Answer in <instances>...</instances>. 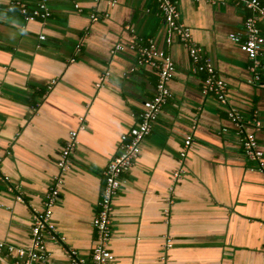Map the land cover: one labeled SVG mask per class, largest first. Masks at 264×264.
Masks as SVG:
<instances>
[{
    "label": "crops",
    "instance_id": "crops-1",
    "mask_svg": "<svg viewBox=\"0 0 264 264\" xmlns=\"http://www.w3.org/2000/svg\"><path fill=\"white\" fill-rule=\"evenodd\" d=\"M10 1L0 0V243H28L69 133L78 131L52 209L58 239L46 236V252L50 264H72L68 251L90 262L104 171L155 94L156 74L137 64L133 46L152 42L175 64L172 97L113 199V264H159L168 235L166 264H264V171L244 155L227 115L233 108L245 131L256 133L264 164V86L250 82L248 57L229 37L245 36L250 12L236 0L178 1L182 23L227 83L222 105L202 93L204 75L181 43H166L156 0H46L50 17L34 21ZM259 60L264 65V47ZM10 263L4 249L0 264Z\"/></svg>",
    "mask_w": 264,
    "mask_h": 264
},
{
    "label": "built area",
    "instance_id": "built-area-1",
    "mask_svg": "<svg viewBox=\"0 0 264 264\" xmlns=\"http://www.w3.org/2000/svg\"><path fill=\"white\" fill-rule=\"evenodd\" d=\"M178 1L156 0L166 26V43L170 45L176 39L181 43L193 63L194 72L204 75L201 85L202 93L213 96L222 105H227V83L220 77L214 65L205 57L203 49L194 41L190 28L182 23ZM190 1L198 2L201 0ZM206 1L213 2V0ZM236 1L243 5L250 12V15L244 22L245 36L231 34L229 37L239 45L240 50L248 57L249 71L252 75L250 82L264 86V65L259 60V55L264 47V33L259 26L260 21L264 22V4L260 0ZM33 2L34 6L31 8L25 0H11L10 8H17L27 21L46 20L50 17L51 13L46 0H33ZM92 19L96 20L97 18L92 16ZM40 39L44 40L45 36L41 35ZM133 48L136 51L137 64L150 68L156 74L155 94L147 108L139 114L137 128L132 133L121 136L119 153L108 162L104 171L105 182L98 202V211L92 221L95 231V245L90 254V262L78 257L75 251H68L72 264H113L115 257L109 250V243L112 238L113 199L122 190L126 182L123 177L139 156L142 141L151 133L154 122L172 97L169 88V82L175 72V64L172 58L166 52L159 50L152 42L135 44ZM116 49L123 50L124 47L117 45ZM108 77V72L103 74L95 84L96 88H101ZM227 115L238 128L239 133L242 134L244 155L251 161H257L261 170L264 171L263 152L258 146L256 133L245 131L242 116L233 108L228 109ZM254 125L256 130L262 129V124L259 121L255 120ZM84 128V121L81 118L79 130ZM77 134L78 131L69 133V139L56 163L59 172L53 177L52 184L45 194L42 210L36 212L33 217L28 243L23 247L0 243V253L6 249L7 257L11 260L10 264H50V256L46 252V236L50 235L53 239H58L51 219L52 209L63 186L64 175L71 168V156L77 147ZM191 143V136H187L181 153L182 157H185L186 150ZM184 174L182 169L175 171L171 177L172 184L175 186L183 179ZM2 178L0 161V180ZM169 191L173 192L174 188L171 187ZM171 204L172 200L168 198L167 205ZM164 212L168 216L170 207ZM172 247L173 239L168 235L159 264L167 263V253Z\"/></svg>",
    "mask_w": 264,
    "mask_h": 264
}]
</instances>
